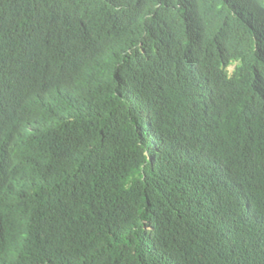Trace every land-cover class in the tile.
<instances>
[{"label":"trees","instance_id":"1","mask_svg":"<svg viewBox=\"0 0 264 264\" xmlns=\"http://www.w3.org/2000/svg\"><path fill=\"white\" fill-rule=\"evenodd\" d=\"M0 264H264V0H0Z\"/></svg>","mask_w":264,"mask_h":264},{"label":"rangeland","instance_id":"2","mask_svg":"<svg viewBox=\"0 0 264 264\" xmlns=\"http://www.w3.org/2000/svg\"><path fill=\"white\" fill-rule=\"evenodd\" d=\"M233 70H234V68H231V69H230V71H233Z\"/></svg>","mask_w":264,"mask_h":264}]
</instances>
